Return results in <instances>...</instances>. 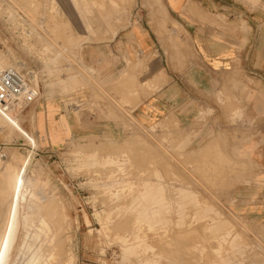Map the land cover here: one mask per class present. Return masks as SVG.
Returning <instances> with one entry per match:
<instances>
[{"label": "rangeland", "instance_id": "rangeland-1", "mask_svg": "<svg viewBox=\"0 0 264 264\" xmlns=\"http://www.w3.org/2000/svg\"><path fill=\"white\" fill-rule=\"evenodd\" d=\"M103 1L109 5L105 17L97 0H0V70L13 68L38 93L21 112L0 114V178L9 170L13 179L7 198L0 183V228L3 219L11 220L8 229L16 235L1 248L2 264L26 262L24 240L48 248V242L26 236L35 228L27 226L30 218L37 217L59 236L69 254L64 264H264V220L232 209L231 189L244 180L243 167L215 152L189 150L172 116L145 126L122 112L115 117L118 137H60L54 151H46L49 141L36 131L34 104L56 96L77 111L109 105L98 96L97 69L84 63L83 46L112 38L132 20H178L166 0ZM170 1L177 7L180 0ZM117 99L133 108L124 95ZM233 117L239 122L236 110ZM233 127L242 131L244 122ZM44 202H50L49 213ZM41 213L52 221L59 215V221Z\"/></svg>", "mask_w": 264, "mask_h": 264}, {"label": "crops", "instance_id": "crops-1", "mask_svg": "<svg viewBox=\"0 0 264 264\" xmlns=\"http://www.w3.org/2000/svg\"><path fill=\"white\" fill-rule=\"evenodd\" d=\"M166 4L178 20H132L112 38L83 46L84 63L97 69L98 96L109 105L93 117L69 100H40L32 110L36 131L52 152L60 137H118L122 112L145 126L172 116L189 150L209 149L243 167L232 209L264 220V0ZM122 95L133 108L119 103ZM235 110L242 131L233 127Z\"/></svg>", "mask_w": 264, "mask_h": 264}, {"label": "bare ground", "instance_id": "bare-ground-1", "mask_svg": "<svg viewBox=\"0 0 264 264\" xmlns=\"http://www.w3.org/2000/svg\"><path fill=\"white\" fill-rule=\"evenodd\" d=\"M98 1H99V3H98ZM83 2H84V0H83ZM82 2V3H83ZM118 2H119V0H118ZM46 3V2H45ZM47 4V3H46ZM102 4V5H101ZM47 6V5H46ZM95 6V5H94ZM123 6V5H122ZM95 8H97L96 10H98L99 9V11H101L102 10V14H101V17H105V16H107V15H109V12H108V9H109V5L105 2V1H101V0H97V3H96V6H95ZM120 8V7H119ZM120 10V9H119ZM117 11V10H116ZM97 13V12H96ZM95 13V14H96ZM118 13V12H117ZM86 14V13H85ZM87 16V15H86ZM98 16V15H97ZM97 18V17H96ZM100 18V17H99ZM117 18V17H116ZM98 19V18H97ZM100 21V20H99ZM101 23V22H100ZM103 23V22H102ZM101 23V24H102ZM109 23V22H108ZM93 24V23H92ZM110 25V24H109ZM103 26V24L101 25V27ZM106 26V25H105ZM119 26V25H118ZM54 28V27H53ZM100 28V27H99ZM111 28V27H110ZM113 28V27H112ZM117 28V27H116ZM106 29V28H105ZM107 30V29H106ZM115 30H117V29H115ZM63 31V30H62ZM110 31H111V29H110ZM114 31V30H113ZM114 32H116V31H114ZM62 33V32H61ZM56 34V33H55ZM68 38V37H67ZM74 41V40H73ZM79 41V40H78ZM68 42V41H67ZM63 43H65V42H62V44ZM69 43V42H68ZM64 45H66V44H64ZM75 45H77L76 43H75ZM57 46V45H56ZM72 47H76V46H73V44H72ZM71 47V48H72ZM77 48V47H76ZM50 49V48H49ZM64 50V49H63ZM52 51V50H51ZM55 51V50H54ZM56 52V51H55ZM66 52V51H65ZM70 52V51H69ZM75 52H76V50H75ZM76 54V53H75ZM59 56V55H58ZM55 57V56H54ZM60 59V58H59ZM67 60V59H66ZM10 68V67H9ZM3 69H6V67L5 68H2L1 70H3ZM0 70V71H1ZM54 74V73H53ZM151 82V81H150ZM160 86V85H159ZM84 108V107H83ZM65 109V108H64ZM79 111V110H78ZM82 112L83 111H86V112H89L90 114H92L93 116H94V113H92L91 111H90V109H88V108H84V109H82L81 110ZM77 113V112H76ZM79 113V112H78ZM80 115V114H79ZM239 117V116H238ZM240 121V120H239ZM233 133V132H232ZM232 135V134H231ZM251 135V134H250ZM128 136V135H127ZM246 138V137H245ZM244 139V138H243ZM132 141V140H131ZM214 141V140H213ZM212 141V142H213ZM241 141V140H240ZM80 142V141H79ZM83 143V142H82ZM141 143V142H140ZM214 143V142H213ZM84 144V143H83ZM220 144V143H219ZM223 144V143H222ZM241 144H242V142H241ZM79 145V144H78ZM113 145V144H112ZM111 145V146H112ZM117 145V144H116ZM237 145V144H236ZM82 145H80V147H81ZM133 146V145H132ZM205 146V145H204ZM211 147H212V145H211ZM140 148V147H139ZM84 149V148H83ZM120 149V148H119ZM131 149V148H130ZM128 150V149H127ZM139 150V149H138ZM76 151H77V149H76ZM85 151V150H84ZM88 151V150H87ZM92 151V150H91ZM204 151H210L211 152V150H205L204 149ZM203 151V152H204ZM115 152V151H114ZM125 152V151H124ZM154 152H155V150H154ZM202 152V153H203ZM89 153H90V151H89ZM159 154V153H158ZM204 154V153H203ZM206 154V153H205ZM204 154V155H205ZM210 153H208V156L207 155H205V156H207V157H209V156H212V155H209ZM1 156V155H0ZM125 156V155H124ZM161 156V155H160ZM164 156V155H163ZM205 156H203V157H198V158H204ZM226 156V155H225ZM233 156V155H232ZM113 157V156H112ZM231 157V156H230ZM219 158V157H218ZM1 159H3V158H1ZM113 159V158H112ZM130 159V158H129ZM159 159V158H158ZM210 159V158H209ZM227 159V158H226ZM164 160V159H163ZM98 161V160H97ZM207 161V160H206ZM235 161V160H234ZM4 162V161H3ZM208 162V161H207ZM210 162V161H209ZM211 162H214V161H211ZM233 162V161H232ZM237 162H239V161H237ZM127 163V162H126ZM203 163V162H202ZM202 163H200V164H202ZM230 163V162H229ZM243 164H245L244 162H242ZM104 164V163H103ZM113 164V163H112ZM199 164V165H200ZM214 164V163H213ZM242 164V165H243ZM5 165V164H4ZM98 165V164H97ZM198 165V166H199ZM209 165H211V164H209ZM214 165H216V164H214ZM240 165V164H239ZM7 165H5V168H4V170L6 171L7 170V167H6ZM197 166V165H196ZM201 166V165H200ZM205 166V165H204ZM213 166V165H212ZM245 166V165H244ZM134 167V166H133ZM248 167V166H247ZM22 168V176L23 175H25V171H24V166L23 167H21ZM196 168H198V167H196ZM202 167H200V169H201ZM215 168V167H214ZM251 168V167H250ZM111 169V168H110ZM202 169H204V168H202ZM201 169V170H202ZM206 169V168H205ZM211 169V168H210ZM3 170V171H4ZM113 170V169H112ZM200 170V171H201ZM254 170V169H253ZM2 171V172H3ZM114 171V170H113ZM113 171H112V173H113ZM257 171V170H256ZM110 172V171H109ZM206 172V171H205ZM10 172H9V170H7L5 173H4V175L2 176L3 178H0V179H4L3 180V182H0L2 185L3 184H5L4 186H5V188H3V187H0V190H1V188H3L4 190H3V192H6V193H3L2 192V195H4V194H9V185L12 183V181H13V179L11 180L10 179V174H9ZM174 173V172H173ZM204 173V172H203ZM2 175V174H1ZM112 176V175H111ZM217 176V175H216ZM1 177V176H0ZM24 177V176H23ZM229 180V179H228ZM1 181V180H0ZM143 183V182H142ZM216 183V182H215ZM145 185V184H144ZM163 185V184H162ZM11 186V185H10ZM15 186V187H14ZM14 191H13V194L16 196V198L18 199L19 198V194H21V190L19 189H17V187H16V185L14 184ZM19 186V185H18ZM141 186V185H140ZM193 186V185H192ZM219 186V185H218ZM12 189V188H11ZM194 189V188H193ZM203 189V188H202ZM12 191V190H11ZM15 192V193H14ZM197 191H195V193H196ZM215 192V191H214ZM1 194V193H0ZM12 194V193H11ZM196 194H198V193H196ZM2 195H0L1 197H2ZM5 196V195H4ZM3 196V197H4ZM11 196V195H10ZM164 196V195H163ZM198 196V195H197ZM6 197V196H5ZM33 197V196H32ZM37 197V196H36ZM7 198V197H6ZM15 198V197H14ZM3 199V198H2ZM8 199H10V197L8 198ZM50 199V198H49ZM48 199V200H49ZM166 199H167V197H166ZM196 199H198V197L196 198ZM215 199V198H214ZM6 200V199H5ZM200 200V199H199ZM2 201H4V200H2ZM51 201V200H50ZM172 202V201H171ZM177 202V201H176ZM201 202V201H200ZM0 203H1V201H0ZM9 203V202H8ZM45 204H46V202H44ZM185 203H187V201L185 202ZM1 204H3V203H1ZM0 204V205H1ZM47 204H50V202L49 203H47ZM46 204V205H47ZM198 204V203H197ZM47 206H49V205H47ZM45 207L47 210H45L46 211V213H49L48 212V210L50 209V206L49 207ZM188 206V205H187ZM191 207V206H190ZM189 207V208H190ZM41 208V207H40ZM39 208V209H40ZM174 208V207H173ZM217 209V208H216ZM43 210V209H42ZM42 210H40V212L42 211ZM59 210V209H58ZM39 211V210H38ZM45 211H43V212H45ZM6 212H8L7 210H6ZM5 212V213H6ZM62 212V211H61ZM161 213L163 212V211H160ZM201 212V211H200ZM221 212V211H220ZM41 214H43V215H45V217L47 218V220L49 221V222H51L52 221V219H50L49 220V218H48V215L49 214H47V216H46V214H44V213H41ZM196 214V213H195ZM198 214V213H197ZM203 214V213H202ZM4 215V214H3ZM42 215V216H43ZM199 215V214H198ZM36 216H38V215H36ZM40 216V215H39ZM56 216H57V214H56ZM59 216V215H58ZM58 216L56 217L57 218V220H58ZM213 216V215H212ZM56 218H54L55 220H53V221H57L56 220ZM62 217H60L59 219H61ZM63 218H64V216H63ZM62 218V220H64ZM137 219H139V218H137ZM163 219V218H162ZM201 220V219H200ZM36 221V222H35ZM53 221H52V223H53ZM59 221V220H58ZM65 221V220H64ZM205 221V220H204ZM243 221H245V220H243ZM2 224L1 225H3V228H0V264H2V263H5L3 260H5L4 259V254H3V251L1 250V248H4V245L6 244V242H7V240H11V241H14L15 240V236L16 235H14L13 234V232H12V230L11 229H8V224H11V220H8V219H6V221L3 219L2 221ZM67 222V221H66ZM122 222H124L123 220H122ZM166 222V221H165ZM164 222V223H165ZM169 222V221H168ZM179 222V221H178ZM58 223V222H57ZM60 225H62L61 223H62V221L60 220ZM65 223V222H64ZM120 223V222H119ZM235 223V222H234ZM233 223V224H234ZM66 224V223H65ZM200 224V223H199ZM203 226L205 225L204 224V222L203 223H201ZM200 224V225H201ZM224 224V223H223ZM55 225L56 224H54V227H55ZM58 225V224H57ZM221 225V224H220ZM226 226H227V224H225ZM242 225V224H241ZM27 226L28 227H35L34 229L33 228H31V229H27L26 230V236L28 235V236H30L31 237V239H35V240H38L39 238L41 239V241H45V242H48L47 244H45L46 245V247H48V248H46V249H42V246L44 245V244H42V243H40L39 245H36V246H34L33 244V241H31V242H28V241H26V240H24L23 241V243H22V246H21V248L20 249H22V247H24V248H26V249H28V251H29V249H30V254H29V256H28V258H27V260H26V262L24 263V264H64L65 262H67L68 261V256H69V254H66L65 252L63 253V251H62V245H59V243H57V242H59L60 241V239H59V241H58V239L56 238V237H59V236H57L56 234H53V233H50L49 232V229L46 227V224H45V222L42 220V219H38V217H37V219L36 220H34V219H31L30 218V221L28 222V224H27ZM217 226H219V224L217 225ZM222 226H224V225H222ZM56 227H58V229L56 228ZM55 228H56V232H58L57 230H60V229H63V226H61V228L59 227V226H56ZM198 227H201V226H198ZM230 226H228V228H229ZM60 228V229H59ZM66 229V228H65ZM125 229V228H124ZM204 229H206V228H204ZM219 229H220V227H219ZM227 229V228H226ZM225 229V230H226ZM233 229V228H232ZM31 230V231H30ZM114 230V229H113ZM198 230V229H197ZM200 230V229H199ZM210 230V229H209ZM217 230H218V228H217ZM222 230H223V227H222ZM62 230H60V232H61ZM127 231V230H126ZM214 231V230H213ZM237 231H239V230H237ZM242 231V230H241ZM240 231V232H241ZM219 232H220V230H219ZM223 232V231H222ZM239 232V233H240ZM238 233V232H237ZM58 234H60V233H58ZM235 234V233H234ZM233 235V234H232ZM241 235V234H240ZM239 234H238V236H240ZM138 237V236H137ZM232 237V236H231ZM240 238H241V236H240ZM244 238V237H243ZM242 238V239H243ZM66 239V238H65ZM177 240V239H176ZM181 240V239H180ZM199 240V239H198ZM230 240V239H229ZM245 239H243V241H244ZM63 241V240H62ZM178 241V240H177ZM238 241V240H237ZM241 241V240H240ZM242 241V242H243ZM246 241V240H245ZM179 242V241H178ZM201 242V241H200ZM61 243V242H60ZM62 244V243H61ZM201 246V245H200ZM195 247V246H194ZM210 247H211V245H210ZM60 263H59V262Z\"/></svg>", "mask_w": 264, "mask_h": 264}, {"label": "built area", "instance_id": "built-area-1", "mask_svg": "<svg viewBox=\"0 0 264 264\" xmlns=\"http://www.w3.org/2000/svg\"><path fill=\"white\" fill-rule=\"evenodd\" d=\"M37 95L36 89L13 68L0 71V114L21 112Z\"/></svg>", "mask_w": 264, "mask_h": 264}]
</instances>
